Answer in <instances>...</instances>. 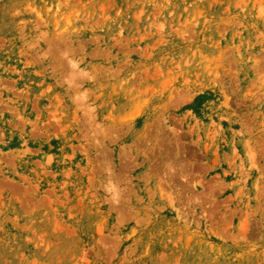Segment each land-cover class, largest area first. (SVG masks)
I'll list each match as a JSON object with an SVG mask.
<instances>
[{"label": "rangeland", "instance_id": "obj_1", "mask_svg": "<svg viewBox=\"0 0 264 264\" xmlns=\"http://www.w3.org/2000/svg\"><path fill=\"white\" fill-rule=\"evenodd\" d=\"M0 264H264V0H0Z\"/></svg>", "mask_w": 264, "mask_h": 264}]
</instances>
